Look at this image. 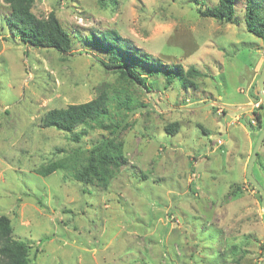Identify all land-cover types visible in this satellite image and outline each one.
Listing matches in <instances>:
<instances>
[{
    "label": "rangeland",
    "instance_id": "1",
    "mask_svg": "<svg viewBox=\"0 0 264 264\" xmlns=\"http://www.w3.org/2000/svg\"><path fill=\"white\" fill-rule=\"evenodd\" d=\"M202 2L218 0H37L33 13L54 12L74 39L62 55L14 35L0 0V215L31 264H262L264 210L246 168L262 131L256 113L264 124L256 100L264 40L246 29L245 0L235 24L201 18ZM96 32H117L163 73V65H182L199 74L187 88L155 73L147 89L131 85L76 38ZM102 92L115 100L107 122L127 125L118 138L127 163L115 179L105 189L62 170L39 174L111 137L86 128L74 143L42 125L48 111ZM115 94L130 95L134 112L120 109ZM253 175L264 187V142Z\"/></svg>",
    "mask_w": 264,
    "mask_h": 264
},
{
    "label": "trees",
    "instance_id": "2",
    "mask_svg": "<svg viewBox=\"0 0 264 264\" xmlns=\"http://www.w3.org/2000/svg\"><path fill=\"white\" fill-rule=\"evenodd\" d=\"M36 1L4 0L11 11L6 19L8 28L25 44L37 48H51L62 55L70 53L75 45L73 37L64 29L54 12H51L47 18H38L33 13ZM104 1L99 0V3L102 4ZM195 1L197 3L198 0ZM237 1L218 0L217 5L213 7L206 6L207 4L202 2L203 4L201 3L197 7V13L201 18L235 24L237 23ZM244 13L247 31L264 40V0H245ZM76 38L78 42L82 41L88 47L103 54L107 61H101V64L107 68L117 69L121 79L131 85L147 89L149 77L163 74L166 86L178 78L187 88L193 86L189 77L199 74L195 68L185 71L182 65L173 67L163 65L164 73L154 65H144L149 64L147 56L137 53L136 55L128 47L126 40L117 32H96L82 37L83 39L78 35ZM146 66L148 74L141 72H146ZM114 98H117L116 103L120 109L134 112L135 100L130 95H125V98L121 100L119 94H115ZM256 100L259 101V98ZM113 101L115 100L112 97L102 92L89 102L48 111L42 118L43 127L67 133L74 143L82 141V136L85 135V130L87 131L86 128L97 127L109 131L111 137L89 147L78 148L64 159L53 161L44 166L39 170V174L48 176L62 170L72 174V177L79 183L86 185L98 182L107 189L120 172L123 164L127 163V157L123 152L124 144L118 141L120 132L126 129L127 125L122 126V124L113 121L107 122L110 115V104ZM260 109L264 110L262 104ZM255 116L257 123L262 128L263 118L257 113ZM178 126V124H174L166 130L174 133L178 130ZM80 128L83 130L80 131ZM257 159H259V154ZM0 264H31L27 244L13 237L12 222L5 215H0Z\"/></svg>",
    "mask_w": 264,
    "mask_h": 264
},
{
    "label": "water",
    "instance_id": "3",
    "mask_svg": "<svg viewBox=\"0 0 264 264\" xmlns=\"http://www.w3.org/2000/svg\"><path fill=\"white\" fill-rule=\"evenodd\" d=\"M256 94L258 95L260 99V104H262L264 108V67L257 81ZM263 142H264V124L262 127V131L253 148L251 158L246 168V179L254 187V189L258 191V193L260 194V197L262 200V207L264 210V187L256 180V178L253 175L254 165H255L256 159L258 157V154H259V151H260V148ZM262 264H264V253H263Z\"/></svg>",
    "mask_w": 264,
    "mask_h": 264
},
{
    "label": "crops",
    "instance_id": "4",
    "mask_svg": "<svg viewBox=\"0 0 264 264\" xmlns=\"http://www.w3.org/2000/svg\"><path fill=\"white\" fill-rule=\"evenodd\" d=\"M262 67H263V65H257L256 69L254 70V75H256L261 70ZM251 80L254 81V77Z\"/></svg>",
    "mask_w": 264,
    "mask_h": 264
},
{
    "label": "built area",
    "instance_id": "5",
    "mask_svg": "<svg viewBox=\"0 0 264 264\" xmlns=\"http://www.w3.org/2000/svg\"><path fill=\"white\" fill-rule=\"evenodd\" d=\"M216 146L221 149L224 146V142L222 140H218ZM222 152L224 153V150Z\"/></svg>",
    "mask_w": 264,
    "mask_h": 264
}]
</instances>
